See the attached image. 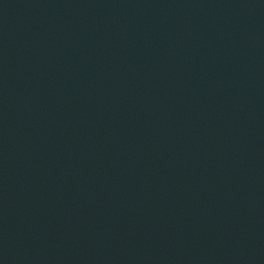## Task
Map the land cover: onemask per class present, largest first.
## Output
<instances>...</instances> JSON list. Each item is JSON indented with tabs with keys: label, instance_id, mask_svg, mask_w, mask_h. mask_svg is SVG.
Wrapping results in <instances>:
<instances>
[{
	"label": "water",
	"instance_id": "1",
	"mask_svg": "<svg viewBox=\"0 0 264 264\" xmlns=\"http://www.w3.org/2000/svg\"><path fill=\"white\" fill-rule=\"evenodd\" d=\"M0 264H264V0H0Z\"/></svg>",
	"mask_w": 264,
	"mask_h": 264
}]
</instances>
